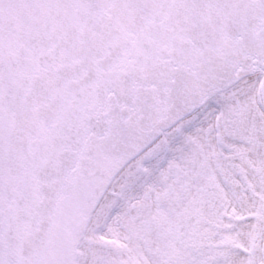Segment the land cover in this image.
I'll list each match as a JSON object with an SVG mask.
<instances>
[{
  "label": "snow or ice",
  "instance_id": "obj_1",
  "mask_svg": "<svg viewBox=\"0 0 264 264\" xmlns=\"http://www.w3.org/2000/svg\"><path fill=\"white\" fill-rule=\"evenodd\" d=\"M0 264H264V0H0Z\"/></svg>",
  "mask_w": 264,
  "mask_h": 264
}]
</instances>
